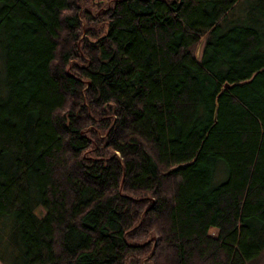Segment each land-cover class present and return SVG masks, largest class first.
Here are the masks:
<instances>
[{
	"label": "trees",
	"instance_id": "1",
	"mask_svg": "<svg viewBox=\"0 0 264 264\" xmlns=\"http://www.w3.org/2000/svg\"><path fill=\"white\" fill-rule=\"evenodd\" d=\"M81 1L0 0V264L254 263L264 0Z\"/></svg>",
	"mask_w": 264,
	"mask_h": 264
},
{
	"label": "rangeland",
	"instance_id": "2",
	"mask_svg": "<svg viewBox=\"0 0 264 264\" xmlns=\"http://www.w3.org/2000/svg\"><path fill=\"white\" fill-rule=\"evenodd\" d=\"M100 2L101 5L96 4L95 2ZM112 0H95V2H93L92 0H82L81 4H80V9L83 11L86 9V6H90L91 11L93 13V15H97L98 14V10H101L102 7H106L107 4L111 3ZM80 11V12H82ZM82 25L83 26H87L89 27L91 30L90 32H100L101 30L105 29V22L104 19H98V21H94V20H88L87 18H82ZM88 32L85 31V28H83L82 32H81V36L83 35H87ZM203 45V38L200 39L197 44L194 47V52L196 53L197 56L200 55L201 53V48ZM168 181L165 182V185L168 186ZM252 264H264V251L257 257V259L254 261V263Z\"/></svg>",
	"mask_w": 264,
	"mask_h": 264
},
{
	"label": "water",
	"instance_id": "3",
	"mask_svg": "<svg viewBox=\"0 0 264 264\" xmlns=\"http://www.w3.org/2000/svg\"><path fill=\"white\" fill-rule=\"evenodd\" d=\"M225 85H228V82H225Z\"/></svg>",
	"mask_w": 264,
	"mask_h": 264
}]
</instances>
